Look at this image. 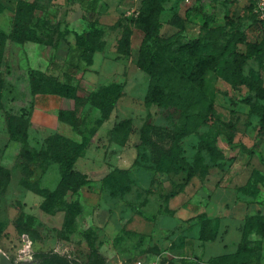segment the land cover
I'll list each match as a JSON object with an SVG mask.
<instances>
[{
    "label": "rangeland",
    "instance_id": "1",
    "mask_svg": "<svg viewBox=\"0 0 264 264\" xmlns=\"http://www.w3.org/2000/svg\"><path fill=\"white\" fill-rule=\"evenodd\" d=\"M92 1L103 47L79 56L75 36L91 31ZM194 2L0 0V252L11 264H264V32L248 0H211L209 27L201 14L185 15ZM154 17L163 44L156 88L138 66ZM16 22L34 39L15 41ZM252 43L262 55L235 73L234 59ZM67 76L90 136L75 168L90 181L67 197L81 215L64 228L65 207L43 212L44 198L28 187L55 189L58 164L28 175L5 113L25 117L33 150L74 133L57 119L74 102L31 86ZM112 82L123 90L101 121L91 94Z\"/></svg>",
    "mask_w": 264,
    "mask_h": 264
},
{
    "label": "trees",
    "instance_id": "2",
    "mask_svg": "<svg viewBox=\"0 0 264 264\" xmlns=\"http://www.w3.org/2000/svg\"><path fill=\"white\" fill-rule=\"evenodd\" d=\"M210 2L211 0H195L194 4L185 10V15L189 16L193 13L201 14L204 19V26L209 27L211 23V14H207L204 7ZM88 5L90 11L88 15V27L91 31L83 34H77L75 36V46L79 56L85 53L101 51L103 47L102 43L98 40L99 31L95 27L97 15L96 2L92 1ZM253 19L256 24H258L254 15ZM160 28L161 23L158 18H152L150 26L146 30L145 40L140 48V59L138 62L139 68L144 73L150 75V86L152 88H156L153 66L158 58L157 50L163 47V44L158 36ZM11 36L15 41L21 42L24 39H34V32L30 29L23 31L21 24L19 25V22H16L15 29L13 30ZM4 38V33L0 32V64L2 50L4 48ZM262 53V44L252 43L248 45L246 51L234 59L235 73L239 72L246 60L259 58ZM208 69L214 70L215 67L210 65L208 66ZM36 73L40 75V72ZM45 79L48 80L47 78ZM1 86L2 80L0 78V88ZM31 86L34 94L46 93L48 91V93L62 97L65 101L72 100L74 102V106L61 107L57 111V119L60 122L69 124L74 132L80 136V141H74L63 134H54L44 139L43 145L39 150H33L27 144V120L25 117L19 116L17 118L10 113H5L9 138L13 141L21 143L18 159L22 169L26 171L28 175H32V168L34 166H37L42 172H45L51 160L58 164L60 179L55 189L49 190L47 188L29 185L28 187L32 190V192L44 198L39 205V208L43 212L53 214L54 211L60 209V206L65 207L66 217L63 221V227L67 228L73 224L74 220L79 215H81L78 201L74 200L68 202L67 197L76 195L78 190L90 181V178L86 174L75 169L76 161L84 155L90 142V136L86 135L85 131L80 130L81 120L76 113L75 88L72 84L70 76H67L62 82L55 81L52 84L45 82L44 85H38L32 80ZM122 90L123 86L120 83L112 82L99 87L91 94V103L99 110L101 121L106 120L109 117L114 105L121 96ZM153 96H155V92L150 95V97ZM124 123H128V121H125ZM152 144L153 146H156L155 143ZM0 169H2L1 166ZM6 171L9 175L8 170ZM260 220V228L262 233H264V218H260ZM18 232L23 234V232L19 229ZM211 264H215V262Z\"/></svg>",
    "mask_w": 264,
    "mask_h": 264
},
{
    "label": "built area",
    "instance_id": "3",
    "mask_svg": "<svg viewBox=\"0 0 264 264\" xmlns=\"http://www.w3.org/2000/svg\"><path fill=\"white\" fill-rule=\"evenodd\" d=\"M251 6L252 14L255 16V19L261 29L264 32V0H248ZM134 264H142L140 261H137Z\"/></svg>",
    "mask_w": 264,
    "mask_h": 264
},
{
    "label": "crops",
    "instance_id": "4",
    "mask_svg": "<svg viewBox=\"0 0 264 264\" xmlns=\"http://www.w3.org/2000/svg\"><path fill=\"white\" fill-rule=\"evenodd\" d=\"M59 123H62V124H64L63 122H60L59 121ZM58 126H59V124H57ZM74 132V131H73ZM75 133V132H74ZM74 133H72V132H67V136L68 137H70L71 139H73L74 141H80V139L78 138V135L76 134V136H73V134ZM10 139V138H9ZM10 141H13V140H11L10 139ZM16 142V141H15ZM77 162V161H76ZM75 166H76V163H75ZM76 169V168H75ZM81 173H83V172H81ZM10 187H11V183L10 184H8L7 185V191H8V189H10ZM14 189H15V191H23V190H26V189H24L22 186H20V185H16L15 187H14ZM25 203V202H24Z\"/></svg>",
    "mask_w": 264,
    "mask_h": 264
},
{
    "label": "water",
    "instance_id": "5",
    "mask_svg": "<svg viewBox=\"0 0 264 264\" xmlns=\"http://www.w3.org/2000/svg\"><path fill=\"white\" fill-rule=\"evenodd\" d=\"M0 264H11L8 257L2 252H0Z\"/></svg>",
    "mask_w": 264,
    "mask_h": 264
},
{
    "label": "flooded vegetation",
    "instance_id": "6",
    "mask_svg": "<svg viewBox=\"0 0 264 264\" xmlns=\"http://www.w3.org/2000/svg\"><path fill=\"white\" fill-rule=\"evenodd\" d=\"M26 264V263H25Z\"/></svg>",
    "mask_w": 264,
    "mask_h": 264
}]
</instances>
